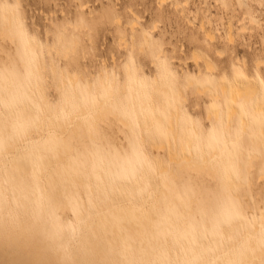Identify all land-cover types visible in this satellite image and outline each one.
<instances>
[{
	"label": "bare ground",
	"instance_id": "6f19581e",
	"mask_svg": "<svg viewBox=\"0 0 264 264\" xmlns=\"http://www.w3.org/2000/svg\"><path fill=\"white\" fill-rule=\"evenodd\" d=\"M164 1L157 2L162 5ZM19 5L17 0L14 8H2L0 3V36L10 42L15 39L21 42L22 63L31 73L27 99L9 103L8 93L0 92V138L4 139L0 145V264H261L264 211L255 203L247 221L220 220L215 222L216 227L207 219L199 225L197 220L192 221L198 206L192 196L186 198L187 205H181L183 217L176 218L165 211L166 220L161 222V209L164 206L167 210L176 202L167 191L168 188L175 190L169 183L178 178L174 167L179 172L193 171L212 179L219 177L223 187L240 199L237 187L242 186V165L238 159L241 155L247 156L245 170L250 171L253 164L251 154L233 145L229 137L233 130L230 118L236 112L237 123L243 131L250 122L246 110H239L238 102H249L258 132L249 140L252 145L261 144L264 76L260 64L263 62L253 63V72L248 74L242 60L239 73L221 80L229 86L226 98L229 111L223 117L220 110L214 109L210 128L196 125L199 119L193 116L180 120L182 109L187 105L182 87H190L194 79L186 77L185 84H180L176 73L159 58L150 59L154 76L134 61L133 70L128 65L121 68L125 78V104L132 110L133 123L120 117L109 105L116 99L114 88L119 84V75L114 71L112 80L104 70L103 79L95 87L88 86L90 99L86 102L74 88L78 75L69 77L70 95L62 110H54L41 78L46 79L44 74L49 69L50 83L57 87L59 73L60 88L65 86L64 70L56 63L64 61L72 67L66 55L69 47L47 41L43 44L36 34H30ZM227 34V40L232 41L230 31ZM204 36L210 42L214 39L211 31L205 30ZM192 59L199 60L200 56L192 55ZM203 61L205 70L212 71L211 62L206 58ZM206 79L211 80V75ZM225 87L222 82L221 88ZM10 89L8 86L7 90ZM200 92L196 87L195 93ZM209 97L217 98L213 93ZM165 114L172 120L168 125ZM108 115H114L123 125H132L142 145L147 144L149 134L158 135L162 130V135L171 141L169 146L176 144L179 137L184 149L170 150V164L154 160L153 170L143 165L131 175L118 172L115 164L90 156L93 165L84 168L83 159L74 160L76 154L67 139L72 133L78 136L80 129L86 131L89 123L95 126L104 122ZM161 123L165 125L154 128ZM27 125L32 127L26 129ZM149 145L152 149L165 146L159 141ZM158 229L163 235L157 236ZM241 240L246 254L243 257L238 254L234 259L232 253Z\"/></svg>",
	"mask_w": 264,
	"mask_h": 264
},
{
	"label": "rangeland",
	"instance_id": "374dc122",
	"mask_svg": "<svg viewBox=\"0 0 264 264\" xmlns=\"http://www.w3.org/2000/svg\"><path fill=\"white\" fill-rule=\"evenodd\" d=\"M15 1L0 0L1 7L14 8ZM17 1L30 34H36L43 44L47 41L49 44L53 42L69 47L66 55L72 61V67L66 66L64 61L56 63L64 70L67 78L65 86L60 88L62 84L59 73L56 78L57 87L50 83L52 74L49 69L44 74L46 79L41 78L54 110H62L70 95L69 77L78 75L74 88L82 101L86 102L90 99L88 86L95 87L103 79L104 70L108 71L112 80L111 73L114 71L119 75V84L116 83L114 88L116 99L109 105L120 117L133 123L132 110L125 104V78L121 68L128 65L133 70L134 61L148 75L154 76L155 70L150 65V59L159 58L176 73L180 84H185L186 77L194 79V84L190 87H182L187 96V105L182 109L180 120L193 116L194 119H199L196 125L210 128L214 109L220 110L219 114L223 117L229 111L226 101L229 86L221 80L230 79L237 73L242 60L245 61L248 74L253 72V63L263 62L260 64V72L264 76V0H165L162 5L158 0ZM130 26H133V30ZM202 29L214 34L213 41L205 38ZM229 31L232 41H228ZM54 52L55 50L51 51L52 54ZM196 54L200 56L198 61L192 59V55ZM205 58L211 62L212 71L205 70ZM22 61L24 53L21 42L18 43L16 39L10 42L0 36V92L8 93L9 103L28 98L31 73ZM198 72L200 73L197 74ZM210 75L211 80L206 79ZM222 82L226 84L225 89L221 88ZM8 86L11 87L10 91L7 90ZM196 87L202 93H195ZM212 93L216 99L209 97ZM238 108L241 112L246 110L250 123L241 131L235 112L230 118L233 130L229 137L233 139L234 146L251 154V164L254 167L250 171L245 170L247 156L239 157L238 161L242 165V186L237 187L240 199L223 187L219 177L212 179L203 174L196 175L193 171L179 172L174 167L178 178L169 183L175 190L168 188L167 191L176 202L167 210L162 206L161 222L166 220L165 211L176 218L183 217L181 205H187L186 198L189 196L197 199L198 206L192 221L197 220L198 225L204 219L209 220L214 227L217 226L215 222L220 220L226 222L242 218L247 221L254 203L259 210L264 211V131L260 146L252 145L249 139L258 133L254 125L256 118L252 116L249 102L239 100ZM164 119L167 125L172 121L166 114ZM165 124H156L154 128ZM31 127L32 125H27L26 129ZM162 133L161 130V134H149L147 144L142 145L132 125H123L114 115H108L104 122L95 126L89 123L86 131L80 129L78 136L70 134L67 144L74 149L73 153L77 157H73L74 160L83 159L81 163L84 168L93 165L89 160L90 156L104 160L107 164H115L118 172L131 175L143 165L153 170L154 160L166 164L170 150L181 152L184 149L179 137H176V144L169 146L171 141ZM154 141L163 142L165 146L162 149H152L149 144ZM3 143L4 139L0 138V145ZM252 152L255 153L254 159ZM168 163L170 164L169 161ZM155 226L158 227V224ZM191 227L194 228V225L191 224ZM155 232L157 236L163 235L162 230ZM246 250L244 240H241L232 253L233 258L236 259L238 254L243 257Z\"/></svg>",
	"mask_w": 264,
	"mask_h": 264
},
{
	"label": "snow or ice",
	"instance_id": "6c2138e0",
	"mask_svg": "<svg viewBox=\"0 0 264 264\" xmlns=\"http://www.w3.org/2000/svg\"><path fill=\"white\" fill-rule=\"evenodd\" d=\"M262 264H264V261H262Z\"/></svg>",
	"mask_w": 264,
	"mask_h": 264
}]
</instances>
